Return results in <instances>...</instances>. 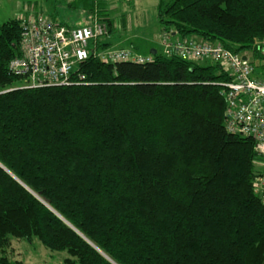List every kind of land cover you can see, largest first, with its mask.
Listing matches in <instances>:
<instances>
[{"label": "trees", "instance_id": "16d2710c", "mask_svg": "<svg viewBox=\"0 0 264 264\" xmlns=\"http://www.w3.org/2000/svg\"><path fill=\"white\" fill-rule=\"evenodd\" d=\"M85 1L112 36L106 2ZM157 19L235 53L264 38V0H159ZM20 37L19 19L0 24V264H25L10 238L63 264H264V159L226 129L223 69L154 48L150 63L92 56L70 86L21 88Z\"/></svg>", "mask_w": 264, "mask_h": 264}, {"label": "built area", "instance_id": "2783aa9c", "mask_svg": "<svg viewBox=\"0 0 264 264\" xmlns=\"http://www.w3.org/2000/svg\"><path fill=\"white\" fill-rule=\"evenodd\" d=\"M19 20L21 54L10 61L8 71L21 80V88L70 86L78 67L92 56L105 64H144L153 60L130 48H101L109 37L108 26L101 20L79 27L61 24L44 14ZM162 45L167 57L216 65L225 71L228 81L221 84V94L227 105L226 129L253 140L256 153L264 157V38L256 39L251 51L245 53L170 32L163 34ZM256 54L262 59H256ZM8 91L0 90V95ZM253 189L264 207V175L255 179Z\"/></svg>", "mask_w": 264, "mask_h": 264}, {"label": "rangeland", "instance_id": "374dc122", "mask_svg": "<svg viewBox=\"0 0 264 264\" xmlns=\"http://www.w3.org/2000/svg\"><path fill=\"white\" fill-rule=\"evenodd\" d=\"M18 1L25 3L22 8H17ZM104 1L107 4L108 17L113 21L115 29V33L107 38V43L111 46L104 49L130 48L143 56H151L152 49L157 48L163 53L162 40L165 32L157 19L159 0ZM88 9L85 0H13L11 6L8 3L0 5V24L22 16L39 14L70 27L84 26L101 20ZM104 23L107 24L105 21ZM259 158L264 159L260 156ZM262 164L263 160H259L258 166L262 167ZM10 243L11 247L7 250L9 258L22 260L25 264H63L69 257L67 252L47 249L37 239L28 242L10 238Z\"/></svg>", "mask_w": 264, "mask_h": 264}, {"label": "crops", "instance_id": "0c3cea01", "mask_svg": "<svg viewBox=\"0 0 264 264\" xmlns=\"http://www.w3.org/2000/svg\"><path fill=\"white\" fill-rule=\"evenodd\" d=\"M4 3H6V4L8 3L11 6L13 4V0H0V5L1 4H4ZM24 4L25 3L18 1L17 4H16V6H17V8H20V7L22 8L24 6ZM158 6H159V4H158Z\"/></svg>", "mask_w": 264, "mask_h": 264}, {"label": "water", "instance_id": "95a60500", "mask_svg": "<svg viewBox=\"0 0 264 264\" xmlns=\"http://www.w3.org/2000/svg\"><path fill=\"white\" fill-rule=\"evenodd\" d=\"M157 51H152L151 54H156Z\"/></svg>", "mask_w": 264, "mask_h": 264}]
</instances>
